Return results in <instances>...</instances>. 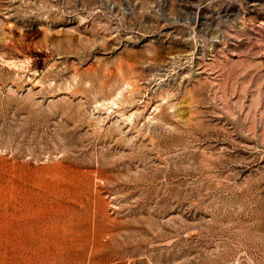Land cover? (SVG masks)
<instances>
[{
    "label": "rangeland",
    "instance_id": "obj_1",
    "mask_svg": "<svg viewBox=\"0 0 264 264\" xmlns=\"http://www.w3.org/2000/svg\"><path fill=\"white\" fill-rule=\"evenodd\" d=\"M116 1L0 0V264H264V0Z\"/></svg>",
    "mask_w": 264,
    "mask_h": 264
},
{
    "label": "built area",
    "instance_id": "obj_2",
    "mask_svg": "<svg viewBox=\"0 0 264 264\" xmlns=\"http://www.w3.org/2000/svg\"><path fill=\"white\" fill-rule=\"evenodd\" d=\"M160 0H157L158 5ZM116 0H92L90 13L102 17L110 24V31L113 35H119L118 15L127 14L128 11L123 5L118 4ZM154 6V4H153ZM229 264H258L255 260L249 257H237Z\"/></svg>",
    "mask_w": 264,
    "mask_h": 264
},
{
    "label": "bare ground",
    "instance_id": "obj_3",
    "mask_svg": "<svg viewBox=\"0 0 264 264\" xmlns=\"http://www.w3.org/2000/svg\"><path fill=\"white\" fill-rule=\"evenodd\" d=\"M76 22H78L79 24H86L87 23L86 19H84V18H82L80 16H78L76 18ZM127 85H129L130 87L132 86L131 83H127Z\"/></svg>",
    "mask_w": 264,
    "mask_h": 264
}]
</instances>
